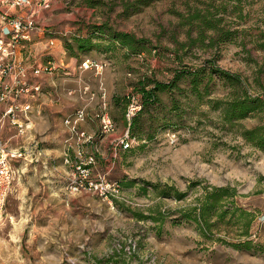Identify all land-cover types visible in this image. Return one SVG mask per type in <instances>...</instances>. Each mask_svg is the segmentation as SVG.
Listing matches in <instances>:
<instances>
[{
	"label": "rangeland",
	"instance_id": "1",
	"mask_svg": "<svg viewBox=\"0 0 264 264\" xmlns=\"http://www.w3.org/2000/svg\"><path fill=\"white\" fill-rule=\"evenodd\" d=\"M95 1L15 6L35 19L17 52L42 94L24 136L7 118L0 127L7 147L21 153L11 161L13 179L0 214V264H264V150L242 136L264 125V113L225 122L210 102L229 97L230 86L213 73L209 95L177 93V111L168 109L169 93L159 92L163 103L142 116L150 140L132 137L123 118L142 76L168 82L175 70L208 61L240 75L256 96L264 88V0H242L240 16L219 13L234 31L230 39L212 45L195 39L184 47L186 20L210 0ZM104 23L145 38L147 51L132 53L94 31ZM83 38L92 45L79 50ZM38 65L49 71L34 77ZM105 115L113 130L104 129ZM126 133L130 150L121 149ZM212 187L231 191L222 198V223L205 232L184 212L197 209ZM174 190L185 195L177 199ZM247 220L252 242L236 246L247 240Z\"/></svg>",
	"mask_w": 264,
	"mask_h": 264
},
{
	"label": "trees",
	"instance_id": "2",
	"mask_svg": "<svg viewBox=\"0 0 264 264\" xmlns=\"http://www.w3.org/2000/svg\"><path fill=\"white\" fill-rule=\"evenodd\" d=\"M145 1L146 0H138L136 3H145ZM241 1L242 0H210L203 11L198 10L194 12L185 22V24L189 26L186 32L188 43H183L181 46L184 47L194 44L195 39H208L211 45L230 39L234 31L230 29L226 30L225 24H223L224 18L218 15L219 13L230 12L238 13V16H240L242 11ZM214 2H218V4H214ZM96 3L97 1L93 2V5ZM134 3L132 5L126 4L124 8L125 12H127L131 6L133 7ZM195 22L197 23L196 27L198 29L196 32L197 36L193 38L191 36V31L193 29L192 25H194ZM112 30L113 29L105 23L94 26V31L98 34L110 35L113 44L114 42L118 43L119 46L126 48L132 53L147 51L150 42L145 38H138L134 34L128 32H114ZM206 33H209V35ZM91 45L92 42L89 38L77 40V47L79 50H86L90 48ZM67 48H72L71 44H67ZM206 70H208L209 74L207 72L208 78L204 80V73H206ZM213 73L230 86L231 94L229 97L221 100L214 99L210 102L213 107L220 108L222 119L225 122L234 124L247 117L248 114L252 112L264 113V88H262L256 96H252L248 93L240 75L221 69L215 66L212 61H208L207 65L200 67H185L175 70L168 82L149 80L147 76H142L138 81V91L128 95L124 103L123 114L125 115H123V118L127 117L128 119V129L131 136L139 140H150L153 137V134H147L145 136L142 132L145 125V120L142 119V116L145 112L150 111L151 107H158L163 103L160 99L159 92L169 93L171 100L168 109L170 111H177L180 107L177 93L187 90L190 94L195 95L197 99L209 95V83L212 81ZM181 82L185 83L186 86L182 88ZM116 103L118 102L116 101ZM132 104L138 105L139 108L128 117V109ZM242 136L252 146L264 150V125L254 129L244 130ZM128 150H130V148ZM230 191V187H212V190L205 192L204 198L198 205V208L188 207L186 212H184V216L186 218H192L203 231L207 232L211 230L213 225L222 223L225 218L227 211L222 210L221 202L223 197L230 196ZM160 193L163 196L168 195L165 190H161ZM174 195L177 199H181L185 195V192L174 190ZM213 217H215V220H212ZM243 227L242 235L246 237L247 240L239 242L236 246H247L252 242V240L248 239L251 235V221L247 220V222L243 224ZM260 249L264 252V242L261 243Z\"/></svg>",
	"mask_w": 264,
	"mask_h": 264
},
{
	"label": "built area",
	"instance_id": "3",
	"mask_svg": "<svg viewBox=\"0 0 264 264\" xmlns=\"http://www.w3.org/2000/svg\"><path fill=\"white\" fill-rule=\"evenodd\" d=\"M8 2L15 7L29 4L30 0H0V7ZM35 28L32 12L19 15L6 10L0 14V127L2 119L7 118L21 136H24L25 131L31 127L28 115L32 111L33 102L42 94V85L38 81H28V69L17 52L19 42L29 40ZM47 71H49L48 66L38 65L32 68L31 75L38 77ZM138 108V105L132 104L127 116L129 117ZM102 123L105 130H113L107 115L102 117ZM130 142L126 133L120 141L121 149L128 150ZM16 157H21V153L9 149L0 136V214L13 179L11 161Z\"/></svg>",
	"mask_w": 264,
	"mask_h": 264
},
{
	"label": "crops",
	"instance_id": "4",
	"mask_svg": "<svg viewBox=\"0 0 264 264\" xmlns=\"http://www.w3.org/2000/svg\"><path fill=\"white\" fill-rule=\"evenodd\" d=\"M6 10L9 13H12V14H19L20 13L19 10L17 8L11 6L9 2L6 3V4L1 5V7H0V14L2 12H5Z\"/></svg>",
	"mask_w": 264,
	"mask_h": 264
}]
</instances>
